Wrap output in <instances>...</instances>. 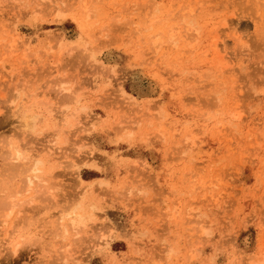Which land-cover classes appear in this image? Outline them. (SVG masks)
Returning a JSON list of instances; mask_svg holds the SVG:
<instances>
[{"label":"rangeland","instance_id":"rangeland-1","mask_svg":"<svg viewBox=\"0 0 264 264\" xmlns=\"http://www.w3.org/2000/svg\"><path fill=\"white\" fill-rule=\"evenodd\" d=\"M263 259L264 0H0V264Z\"/></svg>","mask_w":264,"mask_h":264},{"label":"bare ground","instance_id":"bare-ground-1","mask_svg":"<svg viewBox=\"0 0 264 264\" xmlns=\"http://www.w3.org/2000/svg\"><path fill=\"white\" fill-rule=\"evenodd\" d=\"M85 10H86V9H85ZM84 12H86V11H84ZM85 15H86V13H85ZM66 16H68V13H63V12H62V13L57 14V15H56V18H55L54 20H55V21H58V20L61 21V20L65 19ZM86 16H87V15H86ZM86 16H85V17H86ZM87 18H88V17H86V19H87ZM77 19H78V17H77ZM78 21L80 22L79 19H78ZM77 23H78V22H77ZM80 23H81V22H80ZM80 23H78V25H79V28L81 29V27H82L81 24H82V23H81V24H80ZM10 148H13V147H10ZM16 152H18V151H16ZM18 153H19V152H18ZM18 153H17L16 157L14 158L17 162L23 160V158H22ZM24 157H25V156H24ZM11 159H12V158H11ZM14 159H13V160H14ZM12 165H13V164H11V166L8 165L9 167H7L6 170H8V169L10 170V168L13 167ZM14 165H15L14 167H16V168H15V169L11 168L12 170H10V171L8 170V173H10V172H14L16 169H19V168L16 166V165L19 166V164H14ZM21 169H22V168H21ZM32 171H33V170H32ZM194 171H195V170H194ZM17 172L19 173V170H18ZM17 172H14V173H17ZM24 173H26V172L23 170V174H24ZM8 175H10V174H8ZM15 175H17V174H15ZM15 175L13 174L12 176H15ZM12 176L10 175V177H12ZM27 176H28V175H27ZM32 176H33V175H32ZM36 176H38L37 178L39 179V175H35V177H36ZM32 178H33V177H32ZM30 179H31V178H30ZM30 179H27V177L24 178V183H25V184H23V185H24V188H25V191H26V192L29 190V189H26V187H28V186H27V183H28V182L30 183V182L33 180V179L30 180ZM29 185H30V184H29ZM7 187H8V186H7ZM7 187L5 186V187L3 188V191L6 193L5 196H6L7 200H8V201H5V202H8V203L6 204L5 202H2L1 207H2L3 209H8V210H6V212L9 211V214H11L12 211H14L15 208L18 209V208L22 207L23 204H25V203H24L23 201L21 202V201L18 200V198H19V192H18V191L15 192V191L13 190V188H12V191H10L11 189L8 190L9 187H8V188H7ZM39 187H40V186H39ZM28 188H29V187H28ZM190 188H191V187H190ZM3 191H2V192H3ZM13 191H14V192H13ZM45 191H46V190H45ZM4 192H3V193H4ZM38 192H39V194H40L41 196H45V197H46L45 199H48V197H47V195H48L47 192H46V193H43L42 189L37 190V193H38ZM41 192H42V193H41ZM5 193H4V194H5ZM39 194H38V195H39ZM46 194H47V195H46ZM39 197H40V196H39ZM40 198H43V197H40ZM43 199H44V198H43ZM7 214H8V213H7ZM7 214H6V215H7ZM188 215H189V214H188ZM188 215H187V216H188ZM191 215H193V214H191ZM189 216H190V215H189ZM194 216H195V214H194ZM75 217H77V216H75ZM69 224H71V223H69ZM81 224H83V223H81L78 219H76L75 221L72 219V227H71V229L69 228L70 231L72 230L73 232H75L74 230L76 229V232H77V227H78V225H81ZM72 231H71V232H72ZM71 232H69V233H71ZM76 232H75V233H76ZM65 233H66V232H65ZM65 233H64V234H65ZM66 234H67V233H66ZM66 234H65V235H66ZM71 235H72V234H71ZM262 262H263V264H264V259H263V261H261V264H262ZM258 264H260V263H258Z\"/></svg>","mask_w":264,"mask_h":264}]
</instances>
